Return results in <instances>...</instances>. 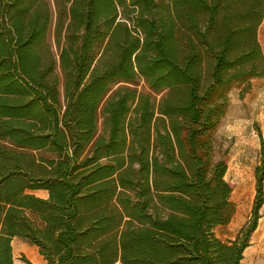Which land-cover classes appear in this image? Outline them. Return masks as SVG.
Masks as SVG:
<instances>
[{
	"label": "trees",
	"instance_id": "obj_1",
	"mask_svg": "<svg viewBox=\"0 0 264 264\" xmlns=\"http://www.w3.org/2000/svg\"><path fill=\"white\" fill-rule=\"evenodd\" d=\"M263 25L264 0H0V264L15 238L47 264H242L264 139L251 218L224 242L216 136L231 92L264 78Z\"/></svg>",
	"mask_w": 264,
	"mask_h": 264
},
{
	"label": "rangeland",
	"instance_id": "obj_2",
	"mask_svg": "<svg viewBox=\"0 0 264 264\" xmlns=\"http://www.w3.org/2000/svg\"><path fill=\"white\" fill-rule=\"evenodd\" d=\"M260 39L264 49V25ZM139 89L145 90L143 82ZM243 90L238 87L231 92L230 108L216 136L218 156L228 162L226 179L233 188L231 201L236 207L232 222L216 230V235L224 242L235 240L251 218L256 198V168L260 165L264 139V78L254 79L249 92L244 95ZM34 194L48 198L46 193ZM261 214L259 228L253 235L243 264H264V207Z\"/></svg>",
	"mask_w": 264,
	"mask_h": 264
},
{
	"label": "crops",
	"instance_id": "obj_3",
	"mask_svg": "<svg viewBox=\"0 0 264 264\" xmlns=\"http://www.w3.org/2000/svg\"><path fill=\"white\" fill-rule=\"evenodd\" d=\"M40 192L48 194L44 191ZM13 250L14 264H26L22 261L23 256H25L32 264H47L45 259L40 255L39 249L35 246L30 245L25 240L15 238L13 240Z\"/></svg>",
	"mask_w": 264,
	"mask_h": 264
}]
</instances>
